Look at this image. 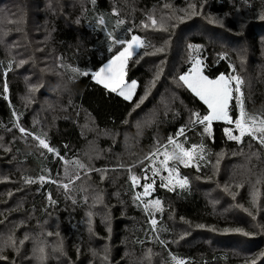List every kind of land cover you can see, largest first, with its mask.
<instances>
[{"label":"rangeland","instance_id":"rangeland-1","mask_svg":"<svg viewBox=\"0 0 264 264\" xmlns=\"http://www.w3.org/2000/svg\"><path fill=\"white\" fill-rule=\"evenodd\" d=\"M107 1L110 4L111 13L102 12L94 17V14L85 11V6L89 3L88 0H0V50L6 58L10 59L7 62V69L5 66L3 68L0 66V85L6 83L7 72L18 75L17 77L24 85V92L19 97V103L29 110L30 124L45 133L52 132L58 120L63 116L64 104L66 103L63 94L72 73L69 68V76L67 77L62 67H57L58 64L63 65V59L61 56L59 57L60 54L56 51L53 43L52 28L54 22H51L52 20L61 19L65 25L84 28L93 36L103 34L106 37V32H113L130 39L131 35L141 33V36L145 38V43H150L154 48L164 49L162 52L153 55L144 56L141 54L144 68L150 73L146 86L151 84L158 71L160 76L155 80V86L148 88L146 99L136 108V112L134 111L121 132L99 131L87 114L77 112L75 107H71L74 108L71 115L77 122L82 137L85 138V146L79 160L86 165L90 163L92 168L102 171H91L88 177H85L81 171L82 179L76 181L74 185H70V190L67 193L57 184H55V192L56 194L59 193V197L63 198L66 205H70L65 208L68 212L66 217L68 219L71 217L72 205H84L85 217L83 218H85V224L81 222L83 225L81 231L84 236H81L85 242L84 253L91 257L89 264L120 263L116 260L118 255L115 253L112 244V236H114L113 215L116 209L124 211L129 205H134V192L131 181L128 179L129 169L141 180L144 174L141 171L142 168H148L150 181L152 179L161 181V176H168L167 172L161 170L160 175L153 177L151 161L146 160L145 157L150 151H154L159 144L167 143L169 137L166 138V135L162 134L158 135L155 129L167 115L177 114L182 109L186 110L185 115L189 119V110L182 105L169 87L170 85L174 89L177 87L176 72L179 66L188 63L186 45L191 39H202L206 45L203 46V50L207 46L217 49L219 52H215L214 57H218V53L233 55L234 62L232 65L236 67L233 75H238L242 79L241 89L244 90L245 87L251 93H255L256 90L258 93L264 92V21L259 19V14L264 11V7L258 11L257 17L252 21V25L256 28L257 37L255 48L252 43L246 40L247 25L250 24V19L241 15L240 12L242 11L239 8L235 14L217 16L210 14L207 11V6L203 4L202 10L197 8V11H202L203 15L187 18L183 23L178 20L169 21V23H175L176 28H169L167 32H161L151 27L147 17L151 15L159 22L162 16L167 17L173 10L186 8L188 3L183 8L173 7L171 3H167L172 6L171 9L165 8L166 3H164L146 10L140 5V0ZM113 7L117 9L118 16H113ZM242 7L243 11H246L245 7ZM177 15L182 16L183 12L177 11ZM209 16L223 20L227 30L207 23ZM99 18H103L106 23L98 25L96 21ZM117 18L125 20V24L119 28L116 26ZM143 23H148L149 27H143ZM128 29H131L130 34L127 32ZM165 39H169L167 45L164 43ZM105 47V51L101 50L98 57L111 54L107 51L108 41L106 38ZM154 48L149 47L147 50L153 52ZM22 60L24 61L23 64L20 63ZM9 63H11L10 71L8 70ZM30 87H35V91L29 92ZM136 90L137 88L134 94ZM144 103L147 106L142 107ZM68 104L66 107L71 106ZM262 111L264 114V103ZM215 122L219 121L213 123ZM19 124L24 127V122H19ZM187 124L188 120L185 126ZM234 127L235 125L232 128L234 129ZM199 131L202 132L203 129L200 127ZM186 133L188 135L191 133L189 126L183 136L176 135L173 138L184 144L185 147H190L186 145L188 141L185 139V137L187 138ZM5 135L6 133H4ZM190 136L193 137L191 134ZM11 137L15 140L26 139L27 146L40 150L34 146L36 142L32 138L21 137L18 129L12 133ZM204 139H207L206 134ZM249 141L250 138L245 137L242 143L236 144L233 150L221 151L217 153L220 154L219 157L216 154L211 161H209L210 156L205 150L204 159L201 160L197 157L196 162L199 164V171L193 164L189 168L178 165V172L181 176L188 178V188L196 190L201 197L205 198L212 205L217 215L227 219H238L249 229L253 225L264 237V185H257L260 188L261 206L259 209L253 208L250 204L252 185L264 171V150H260L259 145L254 141L251 142L253 146L250 149ZM102 142L107 144H102ZM117 145H119V150L115 149ZM11 150L9 142L0 136V183H4L6 178L12 177L13 171H19V175L23 173L22 165L14 160L8 163L6 157L11 155ZM252 153H258V155H252ZM13 158L14 156L11 157V159ZM162 159V156L158 158L157 167L160 166L159 160ZM217 159H219V163H217ZM146 163L147 166H145ZM208 163H210L209 168ZM102 175L103 180L101 179ZM57 181L60 183L68 182L64 177V170ZM142 183L143 181H141ZM237 184H242V187L237 188ZM11 185L15 190L14 194L7 201L0 202V205H11L10 207L27 205L31 189H22L20 180ZM226 186L227 192L224 191ZM219 187L223 189L218 190ZM75 189L79 195V201L74 198L73 190ZM136 191L142 192L143 188L138 185ZM1 192L2 189L0 198ZM136 202L140 204L139 201ZM248 210L256 216L255 220L248 214ZM88 213L92 214L91 217ZM51 216L52 219L43 225L34 224L33 212L24 216L28 224L37 227L34 232V239L28 241L27 249L24 250V256H22L25 264H41V261L36 259L38 253L34 252V248L41 242L36 236L44 237L43 242L47 245L66 244V240L63 241L62 237L54 234V229L58 226L56 215ZM89 219H91V225ZM130 222L131 220L128 224ZM98 223L108 231L106 238L108 240L105 242L94 234V225ZM89 227L92 229L91 232ZM49 232L53 235H47ZM126 232L127 230L125 234L129 237L130 235ZM173 233L177 244L181 243V237L190 241L193 240L190 229L186 225L174 224ZM201 235L202 241L212 245L213 248H217L213 245L218 238L215 233L204 231L201 232ZM123 245L125 248L124 264H149V261L144 258L149 249L151 250V264H164L159 252L151 248L138 251L133 248L132 242L126 236L123 237ZM225 247L243 256L250 254V244L246 242L232 240V244H227ZM46 252L47 259L43 261V264H72L64 254L53 252L52 247H47ZM106 254L107 259H104ZM81 259L84 257L81 256Z\"/></svg>","mask_w":264,"mask_h":264},{"label":"trees","instance_id":"trees-1","mask_svg":"<svg viewBox=\"0 0 264 264\" xmlns=\"http://www.w3.org/2000/svg\"><path fill=\"white\" fill-rule=\"evenodd\" d=\"M88 1L89 3L85 6V11L94 14V17L102 12L111 13L110 4L107 0H95V3H93V0ZM164 3H171L173 7L178 8H183L187 3H197V5L203 3L207 6V11L210 14L217 16L235 14L240 10L242 11L240 12L241 15L247 16L250 19V24L247 25L246 40L256 48V28L252 25V21L257 17L258 11L263 9L264 0H140V5L146 10L153 9ZM242 6L245 7L246 11H243ZM238 8L239 10H237ZM51 22H54L52 28L53 43L60 55L57 54L63 59L62 70L65 72V76L68 77V69L74 67L79 68L81 71H88L89 75H76L74 80H68L63 94L66 102L64 104L65 111L56 123L54 130L50 133H45L30 124L29 110L19 103V97L24 92V85L20 78L17 77L18 75L7 72L6 83L9 89L7 99L4 98L3 86L5 83L0 85V136H3L9 142L12 149L11 155L6 157L8 163L14 160L22 165L23 171L22 175H19V171H13V174L11 173L12 177H8L4 183H0V191L2 189L0 202L7 201L14 194L15 190L11 184L17 180L21 181L22 189H31L27 205H13L12 207H10L11 205H0V246H3L8 237L12 236L17 249L13 251L12 247L4 248L3 255L9 257V259L7 261H0V264H25L22 258L24 250L27 249L28 241L34 239V232L37 230L36 226H31L24 218L25 215L31 212H33L35 225H43L52 219L51 215H56L58 228L56 227L54 232H58L60 234L59 237H62L63 241L66 240V244L63 245V253L67 260L72 264H89L91 261L90 255L84 253L85 242L82 239L84 235H82L81 231V228H83L81 222L85 224V218H83L85 217L84 205H72L71 217L68 219L66 218L68 212L65 208L70 205L65 204L63 198L59 197V193L56 194L55 184L48 183L47 180L43 183L39 180L34 184L24 183V178L30 177L36 179L40 175L57 180L65 168L64 162L54 157L53 154L48 153L46 149L37 150L27 146L26 139H13L11 137L12 133L17 129L14 127V124L24 122V127L28 131L34 134H46L49 144L57 149L65 160L69 162L75 161L80 158L85 146V138L82 137L78 124L71 115L72 109H74L71 107H75L77 112L87 114L97 130L121 132L126 127L124 121H128L134 113L132 108L135 103L144 95L146 83L150 78V73L144 68L143 61L141 60V54H143L145 49H139L138 54L129 61L126 69V80L128 82L132 80L137 81V90L132 101H125L113 93H108L101 85H97L90 75L91 72L97 71L106 63L111 56V54H107L101 58L98 57L99 52L106 49V37L103 34L93 36L84 28L67 26L61 19L52 20ZM231 22L235 24L233 21ZM134 35H138L145 40L141 36V33H135ZM189 43H198L206 46L200 38H193ZM215 52L219 51L208 46L202 51L206 64L205 73L213 79L222 73L233 75L236 67L229 68V64L234 62L233 55L225 53L226 58L219 60L218 57H214ZM137 60L139 62H136ZM214 60L217 62L213 63ZM8 61L10 59L6 58L0 50V66L2 68L5 66L7 69ZM188 67H190L189 63L179 66L176 77L186 71ZM74 75V73H71V77ZM169 88L173 94H176V98L179 99L185 108L188 110L194 109L201 114H206V106L192 96L186 88L178 86V84L175 89L171 85ZM242 92L245 111L249 115H262L264 103V96L262 95L264 92L258 93L256 90L255 93H251L245 87ZM66 104L69 107H66ZM143 106H147L146 103ZM229 108V114L235 118L238 115L235 100L229 102ZM13 111L18 114V119L13 117ZM185 111L181 109L177 114H169L165 117L164 121L159 122V125L155 128L158 135H166V138L170 136L175 137L177 131L185 127L187 123L188 118L185 115ZM129 112H132L131 116L128 115ZM233 125H225L221 122L213 123V139H204L207 155L210 156L209 161L217 153L231 151L236 147V142L228 141L223 133L225 126L233 127ZM196 128L200 129L197 125ZM189 129L191 133L189 135L186 133L188 140L186 145L199 144L201 137L191 130V126H189ZM194 132L195 134H193ZM4 133H6L5 136ZM25 138L30 139L31 136H26ZM102 144L107 143L102 142ZM115 149L119 150V145ZM41 152H43V155H41ZM12 156H14L13 159H11ZM145 166H147V163ZM209 167L210 163H208ZM146 169L148 171V168ZM160 183L161 181L156 179L154 191L148 199H160L162 201L163 212H156L155 219H157L158 229L166 228L167 231H152V225L147 222L149 216L145 214L142 205L137 206L139 205L138 202L134 203V205H129L124 211L118 209L114 211V236H112V244L115 248V253L118 255L116 260L120 262L119 264H124L125 262L124 236L130 239L133 248L138 251L151 248L159 252L164 264L165 262L167 264H174L171 259L172 256L182 259L185 261V264H246V261L250 264L252 260H255L256 264H264V255H262L264 254V237L256 227L252 225L249 229L238 219H227L217 215L212 205L205 198L201 197L196 190L186 188L184 190L176 189L175 192H168L167 189L160 187ZM217 189L222 190L223 188L219 187ZM49 194L52 199L57 201L54 206L48 201ZM73 194L74 198L79 201L76 189L73 190ZM130 220L131 222L128 224ZM174 224L188 226L193 240L182 239L181 243L177 244L173 233ZM198 225H204V227L200 228ZM94 228V234L100 240L104 242L108 240L106 239L108 231L103 225L98 223L94 225ZM236 228L242 229L252 235L243 236L231 231ZM209 229L212 230L209 231ZM224 229H229V231L224 232ZM126 230V233L130 235L129 237L125 234ZM204 231L215 233L218 236L217 241L213 243L217 248H213L212 245L201 240V232ZM26 236L28 237L27 239H25ZM157 236L163 240V245L156 239ZM36 238L44 241V237L42 236H36ZM21 240L24 241L23 244H20ZM232 240L250 244V254L243 256L231 249H227L225 245L232 244ZM81 256L84 259H81Z\"/></svg>","mask_w":264,"mask_h":264},{"label":"snow or ice","instance_id":"snow-or-ice-1","mask_svg":"<svg viewBox=\"0 0 264 264\" xmlns=\"http://www.w3.org/2000/svg\"><path fill=\"white\" fill-rule=\"evenodd\" d=\"M95 3V0H93ZM165 8H172L170 4H165ZM203 9V3L197 5V3H188L186 8L173 10L167 17L162 16L159 22L151 15L147 17V21L150 22V25L153 29H156L161 32H167L169 28L175 29V23H169L172 20H178L180 23H183L185 19L195 17L198 15H203L202 11H197V8ZM177 11L183 12V15H177ZM112 14L114 16H118L117 9L113 7ZM259 19L264 21V11L259 14ZM96 23L98 25L105 24L103 18L97 19ZM207 23L211 25L218 26L220 28H224L227 30L226 25L223 20L209 16L207 17ZM125 20L117 18L116 26L124 25ZM143 27H149L148 23H143ZM243 27V25H241ZM104 30V29H102ZM127 32L130 34L131 29H128ZM106 39L108 41L107 51L111 53L110 58L107 60V63L100 67L98 71L91 72V79L97 84L101 85L103 89H105L108 93H113L118 97H122L125 101H132L133 94L135 89L137 88V81L132 80L128 82L126 80V69L128 67V63L134 56L138 54L139 49H145L143 52L144 56L153 55L157 52H162L163 48H154L150 43H145V40L138 35H131L130 39L126 37H122L121 35L114 34L113 32H106ZM170 39V37H169ZM169 39H165L164 43L167 45L169 43ZM149 47L154 48L153 52L148 51ZM203 46L198 43H188L186 45L187 51V61L190 64V67L182 74H179L175 77L178 86H182L186 88L192 96L197 98L204 106H206V114H201L200 112L191 109L189 110L190 115L188 119V124L185 127L180 128L177 131V136H183L185 131L188 129V126H191V130L195 131L197 135L201 136V142L199 144H192L190 147H185L184 144H181L179 141L174 140L173 137H169L166 144H159L158 147L155 148L154 151H150L145 157L146 160L151 161V172L152 176L160 175L161 170L168 173L167 177L161 176L160 187L167 189L168 192H175L176 189L184 190L189 186V180L186 176H181L178 172V165H183L185 168L192 167L193 164L196 166V170L199 171V164L196 162L197 157L199 159H204L206 144L204 142L205 134L207 139H213V129L212 125L214 121L223 122L225 125L234 124V129L232 127L225 126L223 128L224 136L227 137L230 141H235L236 144H241L245 137L250 138L249 148H252V141L256 142L259 145L260 150H264V114L262 115H249L244 108V104L242 101L243 92L241 89V85L243 83L242 79L238 75H225L219 74L214 79L210 78L205 73V59L202 56ZM219 60H224L226 58V54L218 53ZM136 62H139L138 60ZM217 61H213L216 63ZM21 64L24 61H20ZM57 67H63V65H57ZM229 68H233L232 64H229ZM8 70H11V63H9ZM72 73L75 75L69 77V79L75 78L76 75L79 76H88V71H81L79 68H71ZM6 75V73H5ZM160 76V72L156 73L153 81L150 85L146 86V91L143 96L139 98V101L135 103L132 111L134 112L137 107L140 106L146 99L148 95V88L155 86V80ZM4 93L5 99H7L8 93V85L4 84ZM35 91V87H30L29 92ZM231 100H235L236 108L239 110V115L231 116L229 102ZM30 102V101H29ZM132 112H129L128 115L131 116ZM13 117L18 119V114L13 111ZM128 123L127 120L124 121ZM196 125H199L203 131L200 132ZM14 127L19 130L21 133V137L31 136L32 140L36 142V147L40 149H46L48 153L53 154L54 157L60 159L64 162V177L67 179V183H60L57 180H53L50 177L46 178L44 175L38 176L36 179L32 178H24L25 184H34L39 180L40 182H45L47 180L48 183L57 184L58 187L63 188L67 193L70 190V185H74L76 181L82 179L81 171H83V175L85 177L89 176V172L91 171H102L100 169H94L91 167L90 163L85 164L81 162L79 159L75 161H67L63 156L60 155L57 149L53 148L48 140L46 134H34L33 132L28 131L25 127H23L19 123H15ZM185 139H187L185 137ZM67 148V146H65ZM7 151V149H5ZM43 155V152H41ZM218 157L220 154H217ZM252 155H258V153H252ZM162 156L163 159L159 160V167L156 166L158 158ZM91 160V157H89ZM217 163H219V159H217ZM144 172L143 183L141 184V178L137 175L132 174L131 169H129L128 179L131 181L133 195V202L139 201L140 204L137 205L143 206L144 212L149 216L148 223L152 225V231L163 230L167 231L166 228H159L157 225V220L155 219L156 212H163L162 201L160 199H145L151 195L154 191L155 179L149 180L147 169H141ZM199 179V177H197ZM90 179V177H89ZM103 180V175L101 176ZM143 188L142 192L136 191L137 186ZM257 185H264V171L257 177L255 184L252 185L250 191V204L253 208L259 209L261 206L260 201V188ZM237 188L242 187V184H237ZM225 192L228 191L227 186L224 189ZM71 198V197H67ZM235 199V196H233ZM48 201L51 205H55L57 203L56 200L52 199L51 195L48 196ZM75 203V200H73ZM248 214L252 216V219L255 220L256 216L252 214L250 210H248ZM89 217H91V213H88ZM89 224L91 225V219H89ZM198 227L203 228L204 225H198ZM212 229H209L211 231ZM89 231L92 229L89 227ZM224 232H228L229 229H224ZM231 231L239 233L243 236H250L251 233L245 232L242 229L236 228ZM47 235L51 236L53 233L49 232ZM55 235L59 236L60 234L57 232ZM28 237L26 236L25 239ZM157 240L160 241L161 245H163V240L160 239L159 236L156 237ZM183 239V237H181ZM24 241L21 240L20 244H23ZM12 247L13 251H16L15 240L12 236H9L8 239L4 242L3 246H0V261H7L9 257L3 255L4 248ZM52 247L53 252H60L63 255V245L62 243L51 246L47 245L45 242L41 241L38 243L37 247L34 248V252L38 253L36 259L43 261L47 259L46 248ZM95 255V253H93ZM171 255V254H170ZM264 255V254H262ZM145 259L149 261L151 264V250L145 254ZM104 259H107V254ZM174 264H185V261L179 259L175 256L171 257ZM167 264V262H165ZM246 264H249L246 261ZM250 264H256L255 260H252Z\"/></svg>","mask_w":264,"mask_h":264}]
</instances>
